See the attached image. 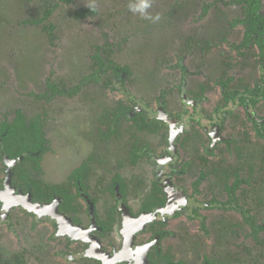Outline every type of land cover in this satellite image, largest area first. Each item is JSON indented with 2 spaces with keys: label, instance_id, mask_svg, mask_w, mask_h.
<instances>
[{
  "label": "flooded vegetation",
  "instance_id": "flooded-vegetation-1",
  "mask_svg": "<svg viewBox=\"0 0 264 264\" xmlns=\"http://www.w3.org/2000/svg\"><path fill=\"white\" fill-rule=\"evenodd\" d=\"M199 5L202 14L199 17L206 16L205 12L208 13L212 9L211 6L217 5L219 7L213 9L219 14L228 13L230 20H226L227 15L219 19L227 22V34H223L220 40L204 41L200 46H192L194 39L185 36L183 41L172 43L174 49H179L169 54L173 60L169 65L173 69L175 65L180 68L179 78L186 83L184 88L182 86L183 95L188 90L199 91L198 101L206 99L208 89L210 93L217 91L220 96L224 89L237 90L231 94L232 98L228 100L224 114L212 118L213 123L210 126L204 124V127L200 128L198 125L200 130L191 131L190 126L186 124L188 112L182 109L172 111L168 106L165 110L159 104L156 110H151L125 86H118L123 74L128 75V72L121 71L120 66L124 65H119L115 73L117 71L120 75V81L116 79L117 82H113L114 87L109 90L126 94L128 102L122 106L127 109L119 112L117 120L120 122L126 118L125 121L132 123V142L135 143L136 140L137 148L133 145L130 147L129 142L128 161L140 166L145 178H138L135 174V180L131 177L126 179L123 174V161H118L115 169L100 167L102 163L106 165V155L99 152L100 139L96 136L95 149L87 151L74 167L72 166L66 180L62 184L51 183L74 197L63 212L60 210V196H52L50 201L35 199L32 192L34 189L26 181L28 167L21 166L24 156L17 154L9 157L3 152V122L9 123L12 120L0 121V241L5 240V237L13 241V249L4 248L6 254L0 251V264H262L264 244L255 242L251 227L244 222V218H253L256 225L264 224V139L257 130V127H260L264 135V113H258V107L264 104V98L261 96L259 101L252 105L249 99L252 94L250 89L246 88L253 86L255 82L246 84L244 75L234 76L231 73L235 80L242 79V86H237L235 80L227 81V78L221 86L220 79L225 77L221 69L218 71L217 68H211L213 75H210L207 70L204 71L206 74L202 73L201 68L214 62L212 56L216 52L224 55L222 59L231 57L235 63L236 56L240 55L238 53L244 51L240 58H246L249 64L246 68H241V71L250 70L255 74L254 80L262 74L258 64L256 42L248 41L247 44L252 45V49H243L247 41V27L244 25L246 26L250 18L251 3L249 0H210L209 3L199 0ZM258 6L255 18L258 15L264 17L261 12L264 0H259ZM235 28H238V33H232ZM258 29H264V24ZM179 32H184V29L179 27ZM260 37L264 41V32ZM179 42L183 45H176ZM227 53L234 55H225ZM194 55L203 59L200 61L201 65L194 70L195 76L202 74L204 83H191L189 79L190 67L186 60ZM252 64H255V68ZM109 73L110 78L114 77L113 72ZM189 86L195 89L192 90ZM241 100L246 101L245 106ZM129 106L131 107L128 108ZM143 109L150 124L148 132L139 131L135 125V117L132 118ZM19 111L26 121L31 119ZM111 111L112 116H115L117 110ZM124 115L126 117H123ZM193 116L194 114H190V118ZM253 121H258L259 124L255 126ZM245 128L250 129L252 141L248 143L252 144L253 148L256 147L258 154V162L251 165L246 163L250 147L246 142L237 139L239 133L244 135L242 130ZM142 133H148L156 139L144 138ZM242 143L244 145L240 147ZM135 153L141 157L136 158ZM212 166L216 167L214 172H211ZM23 167H26L25 171ZM224 170L226 172H223ZM251 171L252 176L248 178ZM221 172L226 175L228 186L232 185L238 173L239 178L243 179L239 182L240 186L230 192L225 189L223 183L209 184L211 179H214V173ZM202 175L204 178L199 181ZM255 175L259 177L252 183V177ZM239 188L241 191L254 188L260 197L253 199L248 196L236 205V192L240 193ZM230 195L234 199L232 202L229 201ZM155 196L165 197L164 203L156 204L151 210H147ZM222 196L225 199H221ZM54 201L57 202V212L71 222H59L51 217V204ZM236 223L238 225L235 226ZM235 227L240 229L238 236L249 238L248 242L260 247L255 251L259 254L253 256V250L248 249V263L242 259L236 261ZM38 228L41 232L50 230L51 238L63 242L65 248L55 251V254L51 252L46 255L43 248L25 247V243L32 237L39 236ZM259 234L262 238L264 232ZM238 244L243 246L241 241ZM68 247L71 252H67ZM38 257L48 259L51 263H37ZM28 259L30 262L26 263Z\"/></svg>",
  "mask_w": 264,
  "mask_h": 264
},
{
  "label": "rangeland",
  "instance_id": "rangeland-1",
  "mask_svg": "<svg viewBox=\"0 0 264 264\" xmlns=\"http://www.w3.org/2000/svg\"><path fill=\"white\" fill-rule=\"evenodd\" d=\"M47 1L56 2V0ZM209 1L200 0V2L206 3H209ZM42 2L44 0H35V4L33 0H27L26 2L20 0L19 3L10 2V11L0 15V17H8L6 18V24H2L3 30L0 34V121L3 119L11 121L16 110H21L27 118H33L41 114V109L44 108L43 106L46 103L41 99H34L35 97L28 95V92H43L47 78L54 82L63 80L69 85L74 84L79 77L87 75L91 71V67L87 66L91 64L88 54L92 51V47L99 45H103V49L105 48V51H103L105 54H102V56H108L106 63L113 62L128 67V75L127 73L123 74L121 82H119L120 87L125 86L133 96L143 101L151 110H156L158 107L157 97L160 95L161 88L166 90L172 88L173 93L170 95L167 93L166 95V104L170 110L176 111L179 107V98L175 87L180 82L179 76L181 74L178 66L175 65L174 69L172 67L164 69L165 72L163 71V73H170L174 77L173 80L167 81L168 86H166L165 79L160 86L157 85L159 87L156 86L157 89L146 91L147 89L141 81L146 79L147 75L151 74L158 66L160 61L156 57L164 47L182 40L185 36L194 39L192 46L195 44L200 46L207 40H220L221 36L227 34V22L219 19L221 16L227 15L226 20H230L227 12L219 14L216 9H213L219 7V5L216 7L211 6L212 9L208 13L205 12L206 16L199 17L202 15L200 14L199 0H151V7L147 9V13L153 17L159 14L160 19L155 22L142 18L138 12L133 13L129 10V3H137L138 0H74L71 4L61 3L50 16V20L54 23L55 35L53 44H50L47 33L41 29L42 24L30 25L28 23L21 25L19 23L24 19L40 15V6L37 5ZM179 4H181L180 7ZM89 5L97 11L95 16L74 19L70 15L75 9L85 8ZM2 7L0 5V9ZM261 12L264 14V6ZM179 27H182L184 32H179ZM234 32L238 33V28L232 29V33ZM106 40L109 41L108 44L110 48L112 47V52H108L107 44L104 43ZM176 45L180 46L183 43L179 42ZM177 49L179 48H171V50ZM229 49L231 48L229 47ZM72 55H75L77 60L75 63L68 65L66 58ZM225 55L234 54L227 53ZM223 56L219 52L214 53L212 56L214 62L201 67L203 68L202 73L207 70V74L213 75L211 68H217L220 71L222 61L225 60L222 59ZM22 58L26 61L33 59V66L38 74L34 70L33 77L28 76V79L24 76L18 77V63L15 61L18 62ZM169 60L171 62L172 58H169ZM200 61H203V59H199L196 55L194 57L189 56L186 60L190 67V73L188 74H190L191 83L197 84L205 81L201 73L195 76L194 69L201 65ZM106 66L108 67L107 64ZM107 67L101 73L99 84L105 82L108 78L112 79V82H117L113 77L110 78L111 74L109 72L111 71ZM166 67H168L167 64ZM237 68L238 70H236ZM230 73L234 76L244 75L246 84H252L255 78L254 73L248 69L241 71L239 66L232 67ZM137 79L139 82H137ZM157 79L159 80V78ZM189 88L195 89L193 86H189ZM20 89L22 90L20 91ZM206 93H208L205 96L206 99L201 100L199 103V109H205V112L202 111L200 121L210 126L213 122H211L208 114L213 111L216 103L220 102L221 97L217 91L210 93L208 89ZM105 94L111 99L106 101L101 96L99 99L90 101L89 98L84 99L81 93L70 97H55L52 104L46 107L43 114L46 119L44 131L50 150L42 156L41 177L45 183L62 184L66 180L68 172L74 167L73 165L87 151L95 149L94 138L97 136L98 126L101 130L106 131V126L99 124L100 113L104 110H113L119 104L124 106L128 102L124 92L110 91L108 88ZM187 108L190 112H193L191 106ZM59 109L60 112H54V110ZM258 113H264V104L259 105ZM194 116L197 117L195 114ZM186 118V124L190 126L191 131L200 130L198 124L190 118V113L187 114ZM131 125V121H123L118 130V137L108 139L107 143L99 142V152L106 155V159H104L106 165L102 163L99 166L115 169L116 163L123 161L125 162L124 176L126 179L131 177L135 180V174L138 178H142L144 173L140 166L130 164L128 161L127 145L132 142L133 137ZM127 129H129V132H127ZM242 132L244 135L242 133L237 135L238 141L246 142L251 149L246 163L250 165L257 163V149L248 143L252 141L250 129L245 128ZM141 135L147 139H156L149 136L148 133H142ZM243 145L242 143L239 146L242 147ZM123 150L124 153L122 154ZM258 177L259 175L253 176L251 182L254 183ZM138 192L140 193L141 189ZM220 198L225 199L223 196ZM250 201L252 200L250 199ZM239 230L235 227L236 232H239ZM37 234L39 236L32 237L29 242L25 243V247L43 248L46 255L51 252L55 254V251L65 248L63 242H60L57 238H51L50 230L41 232V229L38 228ZM235 240L237 244L236 256L245 263H248V249L253 250L252 256L259 254L255 251L259 250L260 247L248 242L249 238L236 235ZM240 241L243 244L242 247L238 244ZM4 248L13 249L12 239L5 237V240L0 241V251L6 254ZM68 248H66L67 252L70 251V247ZM29 262L30 259L26 263ZM36 262L51 263L48 259L39 257L36 258ZM262 264H264V261H262Z\"/></svg>",
  "mask_w": 264,
  "mask_h": 264
},
{
  "label": "trees",
  "instance_id": "trees-1",
  "mask_svg": "<svg viewBox=\"0 0 264 264\" xmlns=\"http://www.w3.org/2000/svg\"><path fill=\"white\" fill-rule=\"evenodd\" d=\"M19 1L20 0L1 1L0 5L3 7L0 9V15H2V13H7L8 11H10V7H11L10 2L19 3ZM24 1L26 2L27 0H24ZM33 1L35 4V0ZM73 1L74 0H56V2L53 1V3H51L50 1L44 0V2H42L40 5H37V6H40V11H39L40 15L38 14L37 17L33 16L31 18L24 19L23 21H20L19 23L21 25H26L28 23L30 25L31 24L32 25L42 24V27H41L42 31L47 33V36L49 38V43L53 44L55 40L54 23L50 20V16H52L53 11L58 7L60 3L70 4ZM249 1L251 3V6H250L251 9L249 10L250 18L247 20L248 25L247 23H246V26L244 25V27H247V31L245 30L247 41H245V46H243V49L244 50L247 48L252 49V45L248 46L247 44L248 41L256 42L258 46L257 56H258L259 69L262 70V74L257 79L254 80L255 82L254 85L246 88V89H250V92L252 95L249 97V99L252 101V105H253L257 101H259L261 96H263L264 98V41L260 37L263 34L264 29L262 30L258 29V27H261L262 24H264V17H262L261 15H258L257 18H255L254 16L255 14H257V8L259 7L258 6L259 0H249ZM30 12L33 13L32 10H30ZM96 13L97 11L95 10V8L89 5L85 8L81 7V8L75 9L73 12L70 13V15H72L74 19H82L87 16L88 17L95 16ZM6 18L8 17L6 16L0 17V34L3 30L2 24L3 23L6 24L5 23ZM104 43L107 44L106 47L109 49L108 52L109 51L112 52V47L110 48V45L108 44V40H106ZM172 47H173V44L170 43L168 46L164 47L159 52L156 59L159 60L160 63L158 64V66L155 67V69L153 70L151 74L147 75L146 79L141 81L142 85L145 87V89H147L146 91H150L151 89H157V87H159L163 83V80L165 79H166V86H168L169 84H167V81H171L174 79V77L170 75V73H167V72L163 73L164 69L170 68L171 67L170 63H173V60L171 62L169 60V58H171L169 54L174 51V50H171ZM92 48H91L92 51L88 54V57L91 60V64L87 65L88 67H91V71L87 75L79 77L74 84L69 85L65 83L63 80L54 82L51 79L47 78V80H45V87H44L43 92L41 93H35L34 91L28 92V95L35 97L34 99L36 100L41 99V101L46 103L45 106H43L44 108L41 109V114H38L31 119H27L26 121L23 114L19 110H17L15 112V117L12 119L11 122L9 123L3 122L4 129L2 132L5 131V133L3 134V138H2V145L4 146L3 152L5 153V155H8L9 157L17 155V154L23 155L24 157L22 159L23 161L21 162V166L26 165L28 167L27 169L28 174H27L26 181H27V184L33 187L34 190H32V192H33L35 199L39 201H50L52 196L53 197L60 196L61 197L60 210L63 212H65V209L67 208L68 203L71 202L74 197L70 195L68 191L64 190L61 187H58V186H55L49 183H45L41 178L42 156L48 150H50V148L47 145V140L45 138L46 133L44 131V127H45L46 119L44 118L43 114L45 113L46 107H48L49 104H52V101H54L53 99L55 97H60V96L70 97L74 94L81 93L84 99L89 98L91 99L90 101H94L97 98L99 99L101 98V96L103 97V100H106V101L111 99V97L105 94V90L107 88L114 87L112 79L108 78L105 82L103 81L101 84H99L100 78H101L100 76H101V73L104 71V69L107 67L106 66L107 64L108 65L107 68H109V70L113 72V75H114L113 78L120 79V75L117 74V71L115 73V70L116 68L119 67V65L113 62L106 63V60H108V56H105V57L102 56V54H105V52L103 53V51H105V48L103 49V45L94 46ZM243 52L244 51H241V53H238V52L237 53L241 55L243 54ZM240 55L236 56L235 63L233 62L231 57H227L224 61H222L220 69L223 75H225V77H221L223 80L220 79L221 86L222 84L223 85L225 84V82L223 81H225L226 78H227V81L234 82L235 79L233 75L230 73V70L232 67L240 66L242 69H244L248 66L249 64L248 60L244 57L240 58ZM68 58H66L68 65L75 63L77 60L75 55H72L71 57H68ZM15 62L18 63L17 64L18 66L17 76L18 77L24 76L26 79H28V76L33 77L36 71V68L33 66V59L26 61L25 59L22 58V59H19L18 62L17 61ZM166 64L168 67H166ZM252 66L255 68V64H252ZM120 68H121V71L128 72L127 66L125 65L122 67L120 66ZM228 73H230L231 75H229ZM36 74H38V71H36ZM157 78H159V80ZM235 81L237 83V86L243 85L241 84L242 82L241 78H237ZM137 82H139L138 79H137ZM185 84L186 83L184 81L180 80V83L175 87L177 90L178 98H179L178 109L179 110L182 109V111L197 115V117L193 116L191 117V119L194 122H196L198 125H200L201 126L200 128H203L204 123H201L200 118H201L202 111L205 112V109L203 108L199 109V103L201 102V100L198 101L199 96H200L198 94L199 91L196 92V91L188 90L183 95L182 86H184ZM199 87H201V89L203 88L202 85H200ZM236 90L237 89L235 90L224 89L223 91H221L220 102L216 103L213 111L208 114L211 120L212 118L214 119V117H219L221 113L224 114L226 112L225 107L227 106V102L230 98H232V95L236 92ZM167 93L169 95L172 94L173 89L168 88L166 90L164 88H161L160 95L157 97L158 104L162 106L165 110L167 109V104H166ZM241 102L245 106L246 101L241 100ZM188 106L192 107L193 112H190V110L187 108ZM130 107L131 106H129L128 108ZM114 109L117 110L115 116H112L113 112L111 111V109L109 111L104 110L100 113L101 116L99 118V124L106 125V131L101 130V128L98 126V131L96 134L100 138V141H102L103 143L104 142L107 143L109 141L108 139L112 138V136L118 135L119 133L118 130L120 129L121 122L126 120V118L124 119L120 118L121 121L119 122L117 119L119 118V112L121 113L127 108L123 107L122 105H119L117 107L116 105ZM60 111H61L60 109L54 110L55 113L60 112ZM144 113L145 112L143 109L141 112H138L136 116L132 117V118L135 117V125L138 126V129L141 132L147 131V129L150 127V124L147 122V117ZM123 117H126V115H124ZM253 123L255 126L259 124L258 121H253ZM257 130H258L259 135H261L264 139V135L261 132V128L257 127ZM127 132H129V129H127ZM87 136H90V135H87ZM207 138L209 139L208 136ZM132 145L135 148H137L136 140H135V143L134 142L130 143V147H133ZM262 149L264 150V145L262 146ZM131 151L132 149L130 150V152ZM236 151L240 153L239 149H237ZM135 157L139 158L141 157V155L135 153ZM263 159H264V155H263ZM130 160L133 161L134 159H130ZM215 169L216 167L212 166L211 172H214ZM25 170H26V167H23V171ZM223 172H226V170H224ZM250 176H252V171L250 175L248 176V178ZM225 177L226 175L222 174V172L214 173V179H211V183L209 184L223 183L225 186V189L227 191L232 192V191H235L238 188V186H240L239 182L243 180L242 178H239V174L236 173L235 178L233 182L231 183L232 185L228 186V183L226 182L227 178ZM203 178L204 176L202 175L199 177L198 180L201 181ZM155 186L158 187V184L155 183ZM241 187H244V186H241ZM239 192L240 193H238V191L236 192V198H235L236 205H239L238 202L240 200L244 201V198L247 199L248 196H251L253 199L259 196V192L255 190L254 188H252V190H246V191H241V189L239 188ZM213 199H215V194L213 195ZM233 200L234 199L232 195H230L229 201L232 202ZM164 201H165V197L157 198L155 196L153 201L147 206L149 208L147 210H151V208L156 204H160V203L163 204ZM238 209L241 210V207L238 206ZM244 222L250 225L251 234L253 235L255 242L257 244H264V235L263 234L261 235L262 238L258 236L260 232H264V224L256 225V223L254 222V219L251 217L249 218L248 216L244 218ZM236 225L238 224L236 223L235 226ZM242 227H243V224H242ZM236 235H238V232L235 231V236ZM236 261L237 262L240 261V258H238L237 256H236Z\"/></svg>",
  "mask_w": 264,
  "mask_h": 264
},
{
  "label": "clouds",
  "instance_id": "clouds-1",
  "mask_svg": "<svg viewBox=\"0 0 264 264\" xmlns=\"http://www.w3.org/2000/svg\"><path fill=\"white\" fill-rule=\"evenodd\" d=\"M129 10L133 13H140L142 18L152 20L153 22L160 19L159 14L155 17L147 13V9L151 7V0H138L137 3H129Z\"/></svg>",
  "mask_w": 264,
  "mask_h": 264
},
{
  "label": "water",
  "instance_id": "water-1",
  "mask_svg": "<svg viewBox=\"0 0 264 264\" xmlns=\"http://www.w3.org/2000/svg\"><path fill=\"white\" fill-rule=\"evenodd\" d=\"M37 207H39L38 204H37ZM51 208L53 211L51 212L50 215L53 219H57L59 222H62V220L71 222L69 219L64 218L62 214L57 212V202L54 201V203L51 204Z\"/></svg>",
  "mask_w": 264,
  "mask_h": 264
},
{
  "label": "bare ground",
  "instance_id": "bare-ground-1",
  "mask_svg": "<svg viewBox=\"0 0 264 264\" xmlns=\"http://www.w3.org/2000/svg\"><path fill=\"white\" fill-rule=\"evenodd\" d=\"M71 232V231H70Z\"/></svg>",
  "mask_w": 264,
  "mask_h": 264
}]
</instances>
